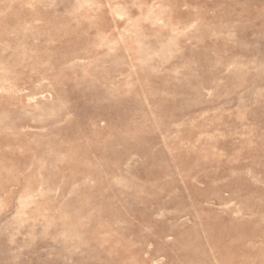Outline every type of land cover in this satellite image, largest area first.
Masks as SVG:
<instances>
[{
	"label": "rangeland",
	"instance_id": "1",
	"mask_svg": "<svg viewBox=\"0 0 264 264\" xmlns=\"http://www.w3.org/2000/svg\"><path fill=\"white\" fill-rule=\"evenodd\" d=\"M0 264H264V0H0Z\"/></svg>",
	"mask_w": 264,
	"mask_h": 264
}]
</instances>
